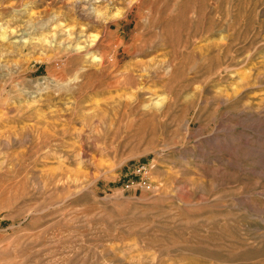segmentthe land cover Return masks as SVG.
<instances>
[{
	"label": "rangeland",
	"instance_id": "1",
	"mask_svg": "<svg viewBox=\"0 0 264 264\" xmlns=\"http://www.w3.org/2000/svg\"><path fill=\"white\" fill-rule=\"evenodd\" d=\"M0 264H264V0H0Z\"/></svg>",
	"mask_w": 264,
	"mask_h": 264
},
{
	"label": "bare ground",
	"instance_id": "2",
	"mask_svg": "<svg viewBox=\"0 0 264 264\" xmlns=\"http://www.w3.org/2000/svg\"><path fill=\"white\" fill-rule=\"evenodd\" d=\"M131 1H134L135 2V0H131ZM129 4H131V3H129ZM129 6H131V5H129Z\"/></svg>",
	"mask_w": 264,
	"mask_h": 264
}]
</instances>
